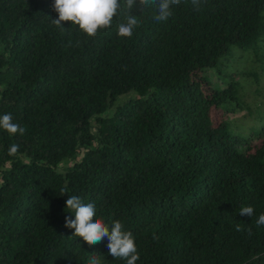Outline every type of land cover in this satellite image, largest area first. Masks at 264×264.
Masks as SVG:
<instances>
[{
	"label": "trees",
	"instance_id": "trees-1",
	"mask_svg": "<svg viewBox=\"0 0 264 264\" xmlns=\"http://www.w3.org/2000/svg\"><path fill=\"white\" fill-rule=\"evenodd\" d=\"M53 3L0 0V116L26 129H0V264H127L65 227L72 195L133 234L136 264H264V108L225 119L248 75L227 60L264 65V0H181L166 22L137 0L131 38L124 0L95 37Z\"/></svg>",
	"mask_w": 264,
	"mask_h": 264
},
{
	"label": "clouds",
	"instance_id": "clouds-1",
	"mask_svg": "<svg viewBox=\"0 0 264 264\" xmlns=\"http://www.w3.org/2000/svg\"><path fill=\"white\" fill-rule=\"evenodd\" d=\"M137 0H124V6L129 10L126 21L118 25L117 34L120 37L131 38L134 30L140 25L138 16L131 15L130 11L136 6ZM140 5L147 8L155 6L156 22H166L173 16V8L181 4V0H139ZM193 8L197 0H191ZM53 10L58 14V18L52 20L54 25L65 29L62 22H70L71 25L78 26L79 30L88 37H95L99 30L111 27L113 18L121 9V0H54ZM0 129L5 130L10 135H23L26 131L24 127L15 123L10 113L0 116ZM19 150V145L12 144L9 154L15 155ZM65 192L66 189H62ZM66 208L74 212L75 219L65 217V227L75 230L74 235L83 238L89 245H94L107 237L109 254L114 258L126 260L127 264H136L139 260L135 239L133 234L123 231L121 222H114L111 230L99 220L94 219L96 206L94 202L84 203L80 197L72 195L66 200ZM254 209L251 206H242L240 215L251 217ZM257 225H264V214H261L256 221ZM237 225V231H240ZM90 264H99L95 256L90 260Z\"/></svg>",
	"mask_w": 264,
	"mask_h": 264
},
{
	"label": "rangeland",
	"instance_id": "rangeland-1",
	"mask_svg": "<svg viewBox=\"0 0 264 264\" xmlns=\"http://www.w3.org/2000/svg\"><path fill=\"white\" fill-rule=\"evenodd\" d=\"M225 69L232 73H247L246 76H235L238 82L239 105L225 119L232 125H238L240 130H245L252 125L251 113L258 107L264 108V65L253 63L250 56L244 52L234 51L227 60ZM109 109L106 114H111Z\"/></svg>",
	"mask_w": 264,
	"mask_h": 264
}]
</instances>
